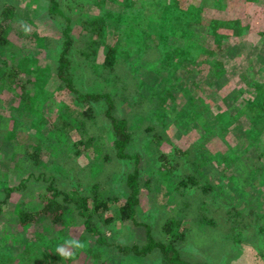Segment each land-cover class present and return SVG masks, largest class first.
<instances>
[{
    "label": "rangeland",
    "instance_id": "rangeland-1",
    "mask_svg": "<svg viewBox=\"0 0 264 264\" xmlns=\"http://www.w3.org/2000/svg\"><path fill=\"white\" fill-rule=\"evenodd\" d=\"M58 1L60 13L49 12L50 0H0V19L5 4L13 5L16 14L8 21L0 43V137L8 141L0 143V184L9 180L15 185L21 178L31 177L25 187L13 189L7 200L0 185V264H264L249 238L255 227L249 226L241 236L234 228L240 218L254 222L261 214L252 211L253 202L264 203V154L260 156L264 153V120L240 104L247 99L249 107L263 109L254 86L264 76V0H158L157 5L164 4L160 19L146 17V22L140 18L137 24L145 27L141 32L148 41L147 57L158 61L142 76L138 72L137 77L122 73L126 54L121 55L116 69L106 66L108 73L99 66L101 52L97 59L85 61L83 56L73 55L81 61L77 80L82 90L113 91L117 98L113 113L127 120L130 131L124 150L141 157L118 154L111 119L103 108L102 114L95 116L101 125L93 126L84 116L83 121L60 129L63 120L68 121L62 103L69 104L74 113L85 109V103L76 101L70 89L62 86L56 68L57 50L63 43L62 22L67 17L75 36L80 35L74 49L86 45L82 42L86 38L99 51L109 43L112 47L123 45L125 52L129 45L127 28L137 26L119 25L125 19L123 6L131 2L139 7L144 1ZM218 1H227L226 8H215ZM171 15L169 22L161 19ZM84 18L91 23L81 24ZM227 21H238L242 30L226 26ZM22 22L31 28L30 34H25ZM218 22L222 24L216 26ZM89 24L97 28L103 24L104 34L97 29L91 32ZM155 39L169 42L170 51L164 43L157 48L153 43L159 52H152L149 45ZM209 48L216 49V55L208 53ZM170 52L173 58L169 64ZM183 53L186 55L182 57ZM5 69L17 75L6 77ZM212 70L220 77H216L217 82ZM236 90H240L239 95L231 97ZM200 97L208 102L206 106L199 104ZM189 99L193 101L189 103ZM189 104L196 109L194 113L190 114L193 109L185 113ZM239 106L243 109L235 119L240 121L239 127L233 124L222 132L211 128L214 135L204 136L206 147L215 154L219 151V157H211L212 153L202 157L196 140L204 135L209 118L214 122L223 112L240 111ZM156 110L157 114H152ZM158 117L163 122L154 120ZM245 129L252 130L249 139L251 130L242 132ZM93 134L96 138L88 141ZM244 140L252 143L244 148ZM180 149L189 154L181 156ZM166 158L171 163L164 162ZM131 171L139 179L138 209L134 217L121 218L114 208L126 199L120 195L129 186L126 176ZM189 175L201 179L198 187L192 182L181 183ZM204 180L216 186L204 190ZM96 182L104 194L120 198L112 202V210L93 215L106 241L87 228L86 216L78 215L75 208L62 212L63 220L58 222L43 214L26 224L19 220L26 207L37 210L53 202L62 211L50 185L91 188ZM112 216L115 218L108 220ZM168 217L181 219L179 231L185 233L184 241L176 242L178 262L169 260L172 251L141 250L149 233L165 241L171 239L162 228ZM73 236L85 242L86 248L76 250L72 260H61L55 248Z\"/></svg>",
    "mask_w": 264,
    "mask_h": 264
},
{
    "label": "trees",
    "instance_id": "trees-1",
    "mask_svg": "<svg viewBox=\"0 0 264 264\" xmlns=\"http://www.w3.org/2000/svg\"><path fill=\"white\" fill-rule=\"evenodd\" d=\"M51 4L49 7V12L50 13H60L62 12V10L60 9L59 5V1L58 0H50ZM144 2L141 3V5L138 7H135L131 2L127 3L126 5L123 6V14L125 16V19H121V23L122 25L124 24H128V23H134L136 26L139 22V19H145L147 22L146 17H148L150 20H159L160 18L158 17L159 15H161L162 13V8L163 5H157V1L158 0H143ZM176 2H180V0H176ZM227 6V1H218L217 3L214 4L215 8L218 9H224ZM40 9H43V7H39ZM148 8H152V12H150L148 10ZM121 12V11H120ZM103 14V13H102ZM173 15V12L170 13ZM16 14L14 13V6L13 5H7L5 4L3 6V10H2V17L0 19V43H2L4 41L5 38V29L6 26L8 24V21L10 20V18L14 17ZM58 14H55V16H57ZM142 15V16H141ZM172 15L169 18H165L162 17L161 19L165 20L166 22H169ZM135 16H138L139 18H133ZM140 19V20H142ZM95 22V21H94ZM179 22H185L180 20ZM62 38H63V43L61 45V47L58 48V53L59 56L57 58V76L58 78L61 80L62 82V86H67L70 91L73 93V95L75 96V100L77 101H81L83 103H85L84 107L85 109H82L80 111H78L77 113H74L73 109L70 107L69 104L67 103H62V108L63 110L66 111L67 115L66 117L68 118V121L63 120L64 127H61L60 129H64L66 130V127L70 125V123L73 125L76 122H80L83 121V117H87L86 120H90V123L94 126V125H101L99 123H97L98 119H96V115H101V109L103 108L104 113L106 114L107 117H109L111 119L110 123L112 124V127L114 129V131L112 130V133L114 136V147H118V154H120L122 157L125 156H131V157H138V155L141 157V155L138 153L137 154H133V153H127L125 152L124 148L127 146V142L129 141L130 138V134H128L129 132L127 131V120L122 118H118L114 115L113 110L115 108V106L117 105V98L116 96L109 91H84L82 90L80 87L81 84H78V76L77 73L79 72V68H80V62L81 61H77L73 55H78L76 58L83 56L84 59L82 61H85L87 58H93L95 57V59H97L98 54H100V52L103 54L102 57V61L101 63H99V66L104 68V71H106L107 73L109 71H107L105 68L106 66H108L109 68L112 69H116L117 68V64L119 62V60H121V55L122 54H126V57H123V70L122 73L128 75V77H137L138 73L140 76H142L141 74L144 73V71H147L149 68H151L152 66L154 67L158 61L156 60H152L149 57H147L148 54H150V51H146L147 48V44L145 41L146 38L144 37L143 33L141 32V29H145V27L143 28L142 25H138L137 27H135L134 25L131 26V29L127 28V32H128V46H127V51H123L122 50V46L123 45H116L115 47H112L111 45H104L101 49V51H99L98 47H94L93 45L94 43L92 41H89V39L86 40V38H84L82 40L83 44H86L84 46H76L74 49V41H76V39L80 38V35L78 34V36H75V32H73V26L71 24V18L67 17L66 18V22H62ZM81 24H87V23H91L89 22V20L87 18H84L81 20L80 22ZM228 27H235L236 30L241 31L242 27L240 26L238 21H230V22H226ZM222 23H219L216 26H220ZM91 25V27H90ZM118 25V26H119ZM162 27V24H160ZM174 25V24H173ZM125 26V25H124ZM89 29L90 31H95L97 30H101V33L104 34L105 31V26H103V24H99L98 28L96 26H94L93 24H89ZM177 27V26H176ZM181 27H185V25H178L177 28H181ZM139 28V29H138ZM126 30V28H125ZM120 31H123V28H120ZM176 32V31H175ZM121 35V33L119 34ZM227 36V35H226ZM121 37V36H120ZM127 36H124L123 38L126 39ZM221 35H218V38H220ZM191 41H194L192 39V37L190 36ZM161 42H159L158 39H155V41H152V44L149 45V48H152V52H159L158 50H155V45L153 43L156 44V48L159 47L160 44L164 43L167 48V51H170V43L169 42H165L164 40L162 41L160 39ZM146 44V45H145ZM210 46V45H209ZM154 47V48H153ZM207 47V46H206ZM205 47V48H206ZM191 48H187L186 50H190ZM239 46L238 48L234 51V52H238ZM217 50H208V53L210 54H215L216 55ZM219 54V53H218ZM101 55V54H100ZM186 54L183 53L182 57L185 56ZM154 54L152 53V58H153ZM169 58V64L172 61L173 58V53L170 52V54L168 55ZM176 57H174L175 59ZM73 59V60H72ZM173 59V61H174ZM151 60V61H150ZM99 61V60H98ZM90 62V61H89ZM91 63V62H90ZM165 65L166 61H164ZM173 64V63H172ZM15 67V66H14ZM134 69H132V68ZM261 70H264V64L261 65ZM131 68V69H129ZM11 71V70H10ZM3 75L10 76L9 74L13 73V75H11V77H15L17 74H15L13 71L9 72V69H5L2 70ZM138 72V73H137ZM192 72H194L192 70ZM213 72V70H212ZM215 75H213L215 81L217 82L216 77H219L216 72H213ZM108 76V75H107ZM111 78V77H110ZM141 78V77H140ZM220 78V77H219ZM105 79V78H104ZM106 80V79H105ZM107 81V80H106ZM81 82V81H80ZM105 82V81H104ZM103 84V83H100ZM199 84L198 80L197 83L195 85ZM78 86V87H77ZM78 88V89H77ZM254 88H256V90L258 91L257 94H259V96L262 98V105H263V109L258 111L256 110L258 108V106H253L255 108H251L249 107V104H247V99L240 100V104L242 105V108L245 110L247 107V112L248 113H252L253 116H257L258 119L264 120V76L263 79H261V81H257L255 83ZM75 92L77 93V95H75ZM213 93L217 94L216 90H212ZM240 90H236L233 92V94H230L231 97H234L236 95H239ZM228 96V95H227ZM231 99V98H230ZM101 101V103H99ZM189 103L193 101V99H189L188 100ZM201 103L206 106V104L208 102H205L204 98L200 97L199 98V104L201 105ZM257 103V102H256ZM103 104V105H102ZM190 106L188 107H184L185 109V113H187L186 111H191L193 109L192 105L189 104ZM185 106V105H183ZM202 108V107H200ZM243 109L238 108L237 112H233V113H228V112H223V115L220 118H216L214 119L215 121L213 122V119L209 118V124L205 127V133L203 136H201L200 138H198L196 140V143H198L197 146V152H201L203 154L202 157H205V155L211 154V157H219V151L218 153H213L210 149H208V147H206V138H204V136L207 133L208 137H212L211 135L213 134L212 129L215 128L217 130L220 129V131L222 132L223 130H225L227 127L231 126V125H235L237 127H239V125H241L240 121H235V119H237L238 116V112L243 113ZM196 109H193L191 113H194ZM152 114H157V110L152 113ZM189 114V113H188ZM188 114L184 115V116H188ZM214 114V113H213ZM222 114V112L220 113ZM154 117H156V115H154ZM71 119V120H70ZM77 120V121H76ZM155 121H162L163 118L158 117L156 119H154ZM58 122V121H57ZM163 122V121H162ZM203 122H206L203 119ZM97 123V124H96ZM212 123H213V127H212ZM222 126H221V124ZM57 124V123H56ZM56 124H54L53 126L56 127ZM82 124V123H81ZM243 124V123H242ZM103 125V124H102ZM97 128V127H96ZM212 128V129H211ZM261 129V127H259ZM208 129V131H207ZM243 129V128H242ZM251 129L255 130V132L253 131V133H256V129L254 127H252ZM250 129V130H251ZM264 129V128H262ZM214 130V129H213ZM246 130V131H245ZM242 132L247 133V131H250L248 129H245ZM207 131V132H206ZM57 136L58 134L55 133ZM217 134H221L220 132H218ZM257 134V133H256ZM214 135V134H213ZM252 135V130L251 132H248V139L250 138L249 136ZM95 135H89L88 137V141L92 140ZM6 140V137H0V143L2 145V140ZM5 141V142H6ZM8 142V141H7ZM252 143V140H244V148L248 147L250 144ZM247 145V146H245ZM78 150V149H77ZM21 149L17 150V154L21 153ZM183 155H187L188 150H179ZM162 153V152H161ZM38 155V157H40V152L37 151L36 153ZM264 153H260V156L263 155ZM109 155V153H108ZM161 157H165L164 155H161ZM223 157V156H222ZM166 163H171L170 160H168L167 158L165 159ZM203 170V169H202ZM204 171V170H203ZM39 177V176H38ZM111 177V176H110ZM109 177V178H110ZM137 177V173L136 172H130L127 174L126 176V181L127 184L129 185L127 187L126 190L123 191V195L120 196H124L126 195V199L119 204L118 207L114 208L115 210H117L119 217L121 218H131L135 216V213L137 212L138 209V196H137V192L139 189V179L136 178ZM30 175L25 177V178H21L19 180V182H17L15 185H11V181L9 180H5V181H1V184L3 186V189H5L4 191L6 192V200L8 198V195L11 194V192L13 191V189H18V188H22L25 187L28 180L30 179ZM199 180H201L199 177H194L193 175H189L186 179H183L181 181L182 184H188V182H192L194 184H196L195 186H199L200 182ZM205 182L203 184H205L203 186L204 190L207 189V187H215L216 185L211 183L210 181L204 180ZM208 183V185L206 184ZM217 184V183H216ZM202 185V184H201ZM53 185H50L51 188L55 189V195L58 198V201H55V203L58 205V207L62 208V211H59V208L53 206L54 203H47L45 204V206H43L40 209L37 210H29V207H26L24 209L21 210V212L19 213V220L23 223L26 224L28 222H30L31 220H34L40 216L46 215V216H51V218L54 220V222H58L59 220H63L62 217V212H64L67 209V213L69 212V210H71L72 208H75V210L78 211V215H85V221L87 223V228L92 231V232H97L99 234L102 235V228L99 227L98 223H95V218L93 215H96L97 213L103 212L106 209H111L112 207V202L113 201H120V198H115L113 195H106L103 193V191L99 190L98 187V183L96 182V185L93 187H88V188H84L81 185H75L72 186L70 188H62V187H55ZM80 187L82 188V191L80 189ZM180 187V185H179ZM80 189V190H79ZM62 203H66L65 205H62ZM52 205V206H50ZM1 204H0V213L2 211L1 208ZM252 207L254 210H252L255 214L257 212H259L261 215L257 217H255L256 220H253L254 222L249 223L248 221L237 219L235 220V224H234V228L235 231L238 232V236H241V232L245 229H248L249 226L251 227H255L254 230L252 231L251 235H249V238L251 239L252 242H254V246L257 248V252L259 254V256L261 258H264V203H262V205L258 202L252 204ZM112 210V209H111ZM67 217V216H66ZM115 216L109 217V219H114ZM260 222V223H257ZM180 223H181V219H175L173 217L171 218H167L166 222L162 223V228L164 227V232L167 233L169 232V234H171V239L169 241H165L159 238L155 237L154 233H149L147 235V240L146 242L142 245V251L143 252H147L149 250H153L155 248H159L161 252L169 254L170 251H172L170 254L171 257L169 258V260L173 261V262H178V255H179V250L176 247V242H182L184 241V236L185 233L179 231L181 230L180 228ZM188 236V234H186V237ZM102 240L106 241V238L102 235L101 237ZM186 240V238H185ZM48 248V247H47ZM132 248V247H128ZM2 259V257H0ZM7 261V259H6ZM196 264H211V263H202V262H198Z\"/></svg>",
    "mask_w": 264,
    "mask_h": 264
},
{
    "label": "clouds",
    "instance_id": "clouds-1",
    "mask_svg": "<svg viewBox=\"0 0 264 264\" xmlns=\"http://www.w3.org/2000/svg\"><path fill=\"white\" fill-rule=\"evenodd\" d=\"M22 29L25 34L31 33V28L21 23ZM86 248V243L77 237H70L66 239L62 244H58L55 248V252L61 257V260H72L75 256L76 250H82Z\"/></svg>",
    "mask_w": 264,
    "mask_h": 264
}]
</instances>
